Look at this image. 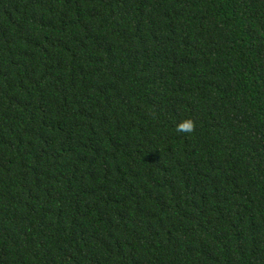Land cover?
<instances>
[{
    "label": "trees",
    "instance_id": "trees-1",
    "mask_svg": "<svg viewBox=\"0 0 264 264\" xmlns=\"http://www.w3.org/2000/svg\"><path fill=\"white\" fill-rule=\"evenodd\" d=\"M0 264H264V0H0Z\"/></svg>",
    "mask_w": 264,
    "mask_h": 264
},
{
    "label": "clouds",
    "instance_id": "clouds-1",
    "mask_svg": "<svg viewBox=\"0 0 264 264\" xmlns=\"http://www.w3.org/2000/svg\"><path fill=\"white\" fill-rule=\"evenodd\" d=\"M196 130V122L192 118L182 120L176 126V132L182 134H192Z\"/></svg>",
    "mask_w": 264,
    "mask_h": 264
}]
</instances>
